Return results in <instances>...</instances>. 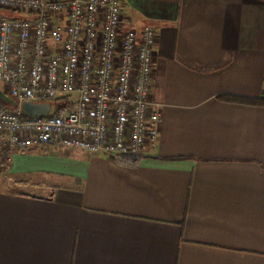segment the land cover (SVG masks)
<instances>
[{
  "label": "crops",
  "instance_id": "1",
  "mask_svg": "<svg viewBox=\"0 0 264 264\" xmlns=\"http://www.w3.org/2000/svg\"><path fill=\"white\" fill-rule=\"evenodd\" d=\"M122 1L157 29L158 142L137 163L16 152L0 264H264V0Z\"/></svg>",
  "mask_w": 264,
  "mask_h": 264
},
{
  "label": "built area",
  "instance_id": "2",
  "mask_svg": "<svg viewBox=\"0 0 264 264\" xmlns=\"http://www.w3.org/2000/svg\"><path fill=\"white\" fill-rule=\"evenodd\" d=\"M123 8L122 0H0V91L17 103L0 102V176L16 152L33 147L130 163L155 148L161 111L150 90L157 29L126 26ZM23 102L50 110L25 116Z\"/></svg>",
  "mask_w": 264,
  "mask_h": 264
},
{
  "label": "water",
  "instance_id": "3",
  "mask_svg": "<svg viewBox=\"0 0 264 264\" xmlns=\"http://www.w3.org/2000/svg\"><path fill=\"white\" fill-rule=\"evenodd\" d=\"M0 100L4 103H8L12 106H17V103L10 97L6 96L0 91ZM20 109L25 116L42 117L47 115L50 110V105L47 103L34 104L29 102H23L20 104Z\"/></svg>",
  "mask_w": 264,
  "mask_h": 264
},
{
  "label": "rangeland",
  "instance_id": "4",
  "mask_svg": "<svg viewBox=\"0 0 264 264\" xmlns=\"http://www.w3.org/2000/svg\"><path fill=\"white\" fill-rule=\"evenodd\" d=\"M1 12H3L4 14H6V15H9V14H12L11 12H8V11H6V10H1ZM13 15V14H12ZM0 88H2V85H0ZM7 106H9L10 104H8V103H5ZM9 168V167H8ZM8 168H7V170H8ZM7 170H6V172L2 175V176H0V177H3V176H5L6 174H7ZM5 177H8L7 175L5 176ZM21 190H25V191H29V192H34V193H39V191L36 189V188H32V187H21Z\"/></svg>",
  "mask_w": 264,
  "mask_h": 264
},
{
  "label": "trees",
  "instance_id": "5",
  "mask_svg": "<svg viewBox=\"0 0 264 264\" xmlns=\"http://www.w3.org/2000/svg\"><path fill=\"white\" fill-rule=\"evenodd\" d=\"M0 102H2L1 100H0ZM3 104H5L4 102H2ZM60 108V107H59ZM61 109V108H60Z\"/></svg>",
  "mask_w": 264,
  "mask_h": 264
}]
</instances>
